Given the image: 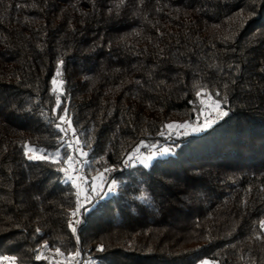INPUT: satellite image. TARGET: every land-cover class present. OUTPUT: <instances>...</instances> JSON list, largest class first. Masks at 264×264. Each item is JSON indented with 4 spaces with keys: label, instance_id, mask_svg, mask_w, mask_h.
Listing matches in <instances>:
<instances>
[{
    "label": "trees",
    "instance_id": "1",
    "mask_svg": "<svg viewBox=\"0 0 264 264\" xmlns=\"http://www.w3.org/2000/svg\"><path fill=\"white\" fill-rule=\"evenodd\" d=\"M207 100L228 114L186 133ZM68 130L86 186L100 172L103 192L115 185L84 217L59 171L74 170L60 163L75 155L60 142ZM25 145L60 157L29 160ZM165 146L148 167L133 163ZM262 222L264 0H0V256L264 264Z\"/></svg>",
    "mask_w": 264,
    "mask_h": 264
},
{
    "label": "snow or ice",
    "instance_id": "2",
    "mask_svg": "<svg viewBox=\"0 0 264 264\" xmlns=\"http://www.w3.org/2000/svg\"><path fill=\"white\" fill-rule=\"evenodd\" d=\"M63 64V61H59L58 65H57V75H60L61 74V66ZM56 81L55 79L53 80V84H55ZM227 86V85H225ZM217 96H219V93L216 94ZM56 100H57V104H56V108L53 109L54 112L58 111L60 109V100H61V97H56ZM224 103H227L226 99L223 101ZM215 109H216V116L215 117H212L211 115L205 117V120H204V123L203 124H199L197 123V125L195 126L194 128V131H197V132H203V131H207L208 129H210L211 127L214 126V123L218 121L219 118L223 117V116H226L228 113L226 111H222L221 110V105L220 103H216L215 104ZM67 109H63V112H64V115L62 116H55L52 118V120L50 122L52 123H55L57 125V127L59 128L60 124L65 120V118L67 117ZM188 125L186 124H181V125H173V124H168L166 125L165 127L168 128V129H172V128H186ZM61 131H63L61 129ZM75 135H78V133H74ZM64 135L66 136L67 133L64 132ZM171 138V137H170ZM62 144H64L65 148L66 149H74V146L71 142H65V140H61L60 141ZM87 145H82L81 147H86ZM175 147V145H173V148ZM29 151H41L40 149H29V147L27 145H25V156L27 159L29 160H35L37 159L35 156H32L29 154ZM169 151H171V149H166L162 154H168ZM42 159H49L51 160V157L45 152L43 153ZM74 160V155L72 154H69V153H65L63 158L61 159L60 163H67L69 161H72ZM52 163H57V161L55 160H51ZM129 161H125V164H127ZM145 167H148L147 164H145ZM59 171H62V172H65V175L67 177V169L65 168H61L59 169ZM70 178V177H69ZM103 183V181H102ZM91 192H96V188L93 187L91 188ZM113 194V189L111 187V185H108L107 186V191L105 192H102L100 193L99 195H111ZM86 200H88V204L86 205H82L79 203V201H77L75 207L77 209V211H74L72 212V216L73 217H84L88 214V212L91 210V206L95 203V200L91 199V196L89 197H86L85 198ZM83 221L81 219H76L75 221H72L70 220L69 221V228L71 229L72 233H73V236L76 238V244L79 245L80 241H79V238H78V225L80 223H82ZM262 224H264V222H262ZM75 254L76 255H80L81 252H82V249H79V250H75ZM97 251H103V247H99L97 249ZM36 259L39 260L41 259V256L40 255H37L36 256ZM15 260L16 258L15 257H9V256H0V261H6L8 262V264H15Z\"/></svg>",
    "mask_w": 264,
    "mask_h": 264
},
{
    "label": "rangeland",
    "instance_id": "3",
    "mask_svg": "<svg viewBox=\"0 0 264 264\" xmlns=\"http://www.w3.org/2000/svg\"><path fill=\"white\" fill-rule=\"evenodd\" d=\"M55 81H56V83L54 84V90L58 91L59 90V87H58L59 83H57V80H55ZM216 103H218V102H214V101L211 102V100L205 101V104L203 106V110L201 112L202 121H201L200 124L204 123L205 117H207L209 115H211L212 117L216 116V109H215V104ZM221 110L225 111L223 109H221ZM195 126L196 125H194V127L188 128L186 133L188 131H192L194 133H198L197 131H194ZM181 130L185 132L184 129H181ZM170 131L175 132L176 135L179 134L178 128L174 127L172 129H170ZM68 132L71 134L70 130H68ZM69 140H70L69 142H71L73 144L74 149H75V151L73 149H70L72 153H75V155H74L75 159L73 160V162L72 161L67 162L66 163L67 167L71 168V167L74 166L73 168L75 169L76 166H79V168H80L81 164H80V161L78 159V156L82 157V155L84 153L78 151L79 150V148H78L79 143H77V140L74 139V137L72 135H71V139H69ZM28 147H29V149H35L33 147H30V146H28ZM166 149H170V148L168 146H165V147H162V148L156 150L155 147H149L145 154L141 153V155L138 156L137 162L140 165H143L144 167H145V164H147L149 166V164L153 160H155V159H157L159 157H164V156L172 153V149H171V151H169L168 154H166V155L162 154ZM43 153H45V151H42V150L41 151H29L30 155L35 156L37 158L35 160H42L41 157H42ZM49 156L51 157L52 160H57L60 157V150H56V151L52 152L51 154H49ZM72 172H68L67 173V177H66V175L64 176V180L65 181H71L76 187H78L77 189H78L79 195H81V197L79 196L80 197L79 199H81V203L80 204H84L86 202V199H85L86 197L91 196V199H92L93 197H96V195H98L99 193H101V192H103L105 190V182H104V180H105V172H100V173H97L96 175H94L92 177V181L90 182L89 186H86L85 183L87 181L84 178V176H82V174H81V176H79V179H80L79 180V179H76V178L73 177ZM102 181H103V183H102ZM82 183L84 184L83 186H82ZM110 185H111V187L113 189V192H114L115 191V185L114 184H110ZM93 187L96 188V192H91V188H93ZM106 189H107V186H106ZM0 264H6V263H5V261H0ZM200 264H211V263L202 262Z\"/></svg>",
    "mask_w": 264,
    "mask_h": 264
},
{
    "label": "built area",
    "instance_id": "4",
    "mask_svg": "<svg viewBox=\"0 0 264 264\" xmlns=\"http://www.w3.org/2000/svg\"><path fill=\"white\" fill-rule=\"evenodd\" d=\"M66 126H67V125H65V127H66ZM67 138H68V139H71V134H70L69 132L67 133ZM146 151H147L146 148H142L141 151H140V154H141V153H142V154H145ZM137 159H138V156H137L136 158L133 159V163H134V164H137ZM126 166H128V163L126 164ZM80 174H81L80 168H79V166H76L75 169H74L73 172H72V175H73L74 178L79 179ZM79 180H80V179H79ZM56 263H57V264H64V262H63L62 260H57ZM72 264H79V259L76 257V258L72 261Z\"/></svg>",
    "mask_w": 264,
    "mask_h": 264
}]
</instances>
